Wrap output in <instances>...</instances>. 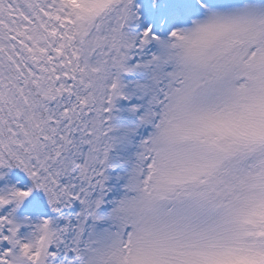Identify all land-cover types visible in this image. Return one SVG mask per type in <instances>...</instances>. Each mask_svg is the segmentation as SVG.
Wrapping results in <instances>:
<instances>
[{"label": "snow or ice", "instance_id": "1", "mask_svg": "<svg viewBox=\"0 0 264 264\" xmlns=\"http://www.w3.org/2000/svg\"><path fill=\"white\" fill-rule=\"evenodd\" d=\"M0 264H264V0H0Z\"/></svg>", "mask_w": 264, "mask_h": 264}]
</instances>
